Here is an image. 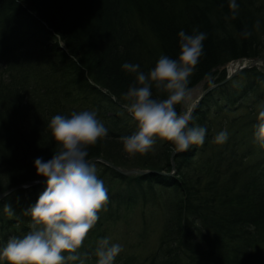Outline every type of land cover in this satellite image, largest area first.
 I'll return each mask as SVG.
<instances>
[{
    "label": "trees",
    "instance_id": "16d2710c",
    "mask_svg": "<svg viewBox=\"0 0 264 264\" xmlns=\"http://www.w3.org/2000/svg\"><path fill=\"white\" fill-rule=\"evenodd\" d=\"M236 2L232 19L229 0H0V192L39 178L36 158L47 161L57 150L50 119L73 111H95L108 129L107 138L88 147L87 158L169 171L167 142L157 139L145 155L123 150L120 138L137 129L122 108L135 74L122 65L138 64L147 73L161 55L176 59L179 32L195 28L207 38L188 87L202 79L204 88L219 82L230 61L264 55V0ZM261 107L264 67L245 68L201 98L191 125L207 129L204 144L175 153L172 176H122L95 161L109 199L78 249L84 264H96L104 224L147 202L160 210L154 246L139 255L131 250L138 241L123 242L114 264H264V147L254 140ZM222 130L228 139L217 144ZM45 183L0 199V247L30 231L25 211ZM5 204L14 216L4 212Z\"/></svg>",
    "mask_w": 264,
    "mask_h": 264
},
{
    "label": "clouds",
    "instance_id": "9594fccd",
    "mask_svg": "<svg viewBox=\"0 0 264 264\" xmlns=\"http://www.w3.org/2000/svg\"><path fill=\"white\" fill-rule=\"evenodd\" d=\"M229 8L231 18L235 19L239 8L236 0H229ZM242 35L248 37L251 33L245 31ZM178 36L176 59L161 55L147 73L140 71L138 64L122 65L125 72L135 74L134 83L123 94L122 104L137 129L132 135L120 138L123 150L130 156L147 154L157 139L172 145L173 153L204 144L207 129L191 125L195 106L188 105L183 112H178L177 105L190 99L189 78L204 54L207 34L194 28L192 34L181 30ZM55 37L61 38L59 34ZM153 88L164 98H155ZM48 129L57 150L51 159L45 161L38 157L34 162L36 175L46 183L36 203L25 211L30 218V231L20 237H10L0 247V264L75 261L84 264L78 249L108 203L104 182L97 176L95 163L87 158L88 147L108 137V129L96 112L84 110L73 111L69 116L54 115ZM254 129V140L264 147V107L258 110ZM227 139V131L222 130L214 142L223 144ZM3 209L9 217L15 215L10 204H5ZM121 251V245L111 243L109 238L100 239L95 250L96 264H114Z\"/></svg>",
    "mask_w": 264,
    "mask_h": 264
},
{
    "label": "rangeland",
    "instance_id": "374dc122",
    "mask_svg": "<svg viewBox=\"0 0 264 264\" xmlns=\"http://www.w3.org/2000/svg\"><path fill=\"white\" fill-rule=\"evenodd\" d=\"M253 67L261 69L264 67V63L259 62L257 63V66ZM226 68L227 70L229 69L228 66H226ZM205 84L206 79H202L189 88L190 99L182 103L181 112H183L198 96V94L205 87ZM159 212L160 210L158 206L156 207V205L151 206L149 205V202L145 205L138 203L137 206L129 212V214H126L125 219L104 224L103 227H105V231L103 233V238L107 237L110 239L111 243L119 245H122L123 242L127 243L131 241L134 244V242L138 241V245L133 247L131 250L139 255H145L152 249L155 243V238L159 228ZM140 234L142 235V240ZM146 241L149 243H146Z\"/></svg>",
    "mask_w": 264,
    "mask_h": 264
},
{
    "label": "water",
    "instance_id": "95a60500",
    "mask_svg": "<svg viewBox=\"0 0 264 264\" xmlns=\"http://www.w3.org/2000/svg\"><path fill=\"white\" fill-rule=\"evenodd\" d=\"M246 62V63H245ZM264 63V55L263 56H260V57H252V58H246V59H242V58H237L236 60L234 61H230L226 66H228V70L227 68L226 69V74L225 76L217 83L215 84H210L208 85L206 88H204L199 94L198 96L189 104V105H194V110L197 106V104L199 103V101L201 100V98L210 90L212 89L213 87H215L217 84H221V83H224L226 82L227 80H229L231 77H233L235 74H237L240 70L244 69V68H250V67H253V66H257V63ZM194 112V111H193ZM192 112V113H193ZM175 153H173V151L170 152L169 154V165H170V168H169V171L167 172H157V171H154V170H151V169H137V168H121V167H118V166H115L113 165L112 163L102 159V158H99V157H91V158H88L89 160H91L92 162H101L107 166H109L112 170L116 171L118 174L122 175V176H130V175H144V174H147V173H152V172H157L159 174H162V175H166V176H171L174 174V166H173V161L171 160L172 159V156L174 155ZM41 182H45V180L42 178V177H39V178H36V179H32V180H28V181H25L23 183H18V184H15L3 191L0 192V199L5 197L6 195H8L9 193H11L12 191L14 190H17V189H22V188H27V187H30V186H33V185H36V184H39Z\"/></svg>",
    "mask_w": 264,
    "mask_h": 264
}]
</instances>
